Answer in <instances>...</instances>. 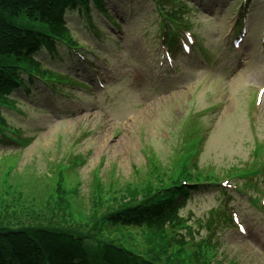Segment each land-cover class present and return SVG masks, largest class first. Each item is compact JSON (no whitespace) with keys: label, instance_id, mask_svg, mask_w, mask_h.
I'll return each mask as SVG.
<instances>
[{"label":"rangeland","instance_id":"374dc122","mask_svg":"<svg viewBox=\"0 0 264 264\" xmlns=\"http://www.w3.org/2000/svg\"><path fill=\"white\" fill-rule=\"evenodd\" d=\"M189 1L195 7L187 15L192 32L205 51L194 48L188 58L175 54L173 64L161 56V17L154 0H109L108 13L116 23L94 15L100 39L88 31L84 16L70 13L69 25L89 62L66 54L51 59L43 53L41 59L81 80L87 91L67 86L68 96L57 99L43 84L32 86V95L17 91L15 108L3 114L18 139L31 143H0V176L14 163L10 182L19 184L29 199L27 186L36 184L38 192L51 195L56 169L63 166L69 186L80 181L79 197L87 207L92 204L94 171L99 169L105 187L116 183L125 188L139 175H149L148 151L166 172L174 163L181 132L193 124L202 127L201 170L223 176L250 167L256 141L264 144V96L259 103L256 98L264 88V0H248L246 6L245 0ZM242 16L248 35L234 50ZM14 22L36 26L23 17ZM259 187L262 193L247 188L248 194H240L231 188L228 208L239 215L246 233L237 228L221 233L226 264H264V209L261 202H251L264 197V177ZM81 198L74 201V210L85 209ZM8 199L3 209L9 208ZM223 199L218 188L198 191L181 214L205 218ZM66 224L78 225L76 219ZM131 243L145 250L142 236Z\"/></svg>","mask_w":264,"mask_h":264},{"label":"trees","instance_id":"16d2710c","mask_svg":"<svg viewBox=\"0 0 264 264\" xmlns=\"http://www.w3.org/2000/svg\"><path fill=\"white\" fill-rule=\"evenodd\" d=\"M172 1L156 0L155 3L169 22L180 27L182 18L174 8L167 7ZM106 2L0 0L2 141L16 142L5 132L2 110L13 108L12 96L26 87V79L30 84L35 78L49 79L51 83L58 81L60 75L37 57L44 50L54 56L64 46L77 45L68 27V15L105 16ZM20 17L36 26L16 25L14 20ZM171 36L170 44L174 45ZM198 132V127L186 130L184 141L191 142L175 149L174 163L166 172L159 161L149 156L152 165L149 175L144 178L139 175V180L125 188L116 183L105 187L99 169L94 171L92 204L87 207L84 197H79L80 181L69 186L63 166L56 169L51 195L38 192L36 184L27 186L29 199H25L22 187L10 182L14 172L11 167L14 163H11L0 176V264H223L218 260L217 230L228 216L224 208L212 210L206 219H198L196 228L180 215L185 206L179 202L180 197L188 198L201 185L217 187L220 181V177L199 168ZM27 144V141L22 143ZM8 197L12 201L8 199L9 208L3 209ZM79 198L85 208L82 211L73 207ZM12 204L17 207H11ZM43 206L46 208L41 213L39 208ZM72 219L78 225L66 224ZM199 230L205 235L201 236ZM141 236L145 243L143 251L131 243L139 241Z\"/></svg>","mask_w":264,"mask_h":264}]
</instances>
